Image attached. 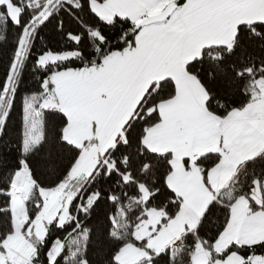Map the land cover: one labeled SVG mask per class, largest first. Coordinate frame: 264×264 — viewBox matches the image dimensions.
<instances>
[{
    "label": "snow or ice",
    "instance_id": "obj_1",
    "mask_svg": "<svg viewBox=\"0 0 264 264\" xmlns=\"http://www.w3.org/2000/svg\"><path fill=\"white\" fill-rule=\"evenodd\" d=\"M234 3L0 0V64L6 66L0 77V264H74L78 235L87 252L93 213L101 203L139 199L127 192L132 157H116L120 144L128 148L136 135L144 141L149 134L168 133L193 148L200 136L214 145V151L181 158L185 173H191V162L199 173L197 187L213 199L200 213L192 193L169 185L174 174L169 163L164 188L153 180L138 214L147 220L150 211L162 212L148 225L149 236L139 240L146 246L140 264H175L173 250L184 248L191 253L184 264H198L199 253L206 254L205 264H264V152L244 162L247 191L238 188V196L224 199L227 189L217 193L211 175L255 131L249 122L257 121L264 134V116L255 111L264 104V89L256 87L264 81V61L245 57L246 46L237 60L250 64L238 68L231 59L238 43L264 37V25L254 24L258 31L251 36L237 25L229 41L233 20L227 13ZM161 73L167 74L149 83L128 119L117 120L112 146L100 151L107 115L124 95ZM85 120L91 137L72 143L68 134ZM92 149L97 159L91 171L74 172ZM65 151L73 157L66 168L58 163ZM135 151L143 158V144ZM145 165L141 175L153 167ZM47 174L55 179L46 181ZM239 175L233 177L237 183ZM153 200L159 207L149 209ZM170 226L182 230L172 248L149 245ZM117 227L113 224L106 237L96 233L98 255L108 252L106 264H121L123 245L111 249L106 243L119 238Z\"/></svg>",
    "mask_w": 264,
    "mask_h": 264
},
{
    "label": "crops",
    "instance_id": "obj_2",
    "mask_svg": "<svg viewBox=\"0 0 264 264\" xmlns=\"http://www.w3.org/2000/svg\"><path fill=\"white\" fill-rule=\"evenodd\" d=\"M231 9L233 10V13L242 14L244 18H240L233 22L231 31L227 35V39L229 41L232 40L237 25L255 24L253 21L257 19V17H259L258 19L262 18L264 20V4H261V0H241V3H239V0H235L234 7ZM227 14L231 15L229 11ZM164 75H166V73L156 74L146 78L135 92L123 96L121 104L114 108L112 112H110L106 117L100 146L102 144L105 146V148L112 146V138L119 130L117 127V120L122 123L123 120L128 119V117L131 115L132 109L136 106V102L139 101L140 97L147 90L149 83H151L153 79H163ZM255 111L259 115L264 116V104L257 105ZM248 126L250 129L255 130L253 131L252 135L243 138L232 157L230 159H226L224 165L219 170H214L211 174L214 182L213 186L217 193L220 189H226L230 183L232 184V182H234L233 177L236 176L238 171L240 173V170L247 159H250L252 156L258 155L264 151V134L258 130L260 128V124L257 121H251L249 122ZM93 143H96L94 138ZM144 145L147 149L154 153L172 154L174 174L169 177V185L177 190L192 193L193 198L198 205V210L200 213H202L204 208L213 199V197L205 192L202 188L197 187L199 184V173L196 168L193 167L192 163L189 165L191 173H185L184 167L181 163V158L184 156H190L192 151H195L198 155L205 152L214 151V145L209 144L204 137L200 136L198 137L196 145L193 148L191 146V142L185 143L182 140H179L172 133L159 134L155 137L149 134V137L144 140ZM238 181V184L242 185L241 176L239 177ZM235 185H237V182ZM233 190L234 188L232 187L226 193L227 196L233 194ZM161 215L162 212L150 211L148 214V219L144 220L139 225L135 231L134 237L138 241L141 238H147L149 236L148 225H154L157 223ZM181 235L182 230L179 228V226H170L168 230L163 231L155 238L150 239L148 243L156 250H163V248L166 246L172 248L175 240H179ZM124 250H126V253L125 255H122V264H140L143 259V249H138L133 246H126L123 248V251ZM172 255L174 256L175 264H184V259L187 258L190 253H181L178 250H173ZM205 256L206 254L204 253H199L197 255V258H199L198 261H200L198 264H205Z\"/></svg>",
    "mask_w": 264,
    "mask_h": 264
},
{
    "label": "trees",
    "instance_id": "obj_3",
    "mask_svg": "<svg viewBox=\"0 0 264 264\" xmlns=\"http://www.w3.org/2000/svg\"><path fill=\"white\" fill-rule=\"evenodd\" d=\"M256 25H264V22L255 23ZM254 24L251 25H239L243 27L245 31L248 33L249 36L252 35L253 32L258 31V28H253ZM264 43V37H257L253 36L251 40H245L243 44L237 45V52L231 58L233 61L237 62L238 68H245L251 61L245 59L244 64H240L237 60V57L241 54V48H247V51L244 52V56H252L256 58V63L259 64L261 61H264V48H261L260 45ZM6 73V66L0 64V77H3ZM247 79V76L245 77ZM260 86H264V81H256V87L260 88ZM155 91V89H153ZM159 99V97H157ZM151 123V121H149ZM139 131V125L137 126ZM143 144L145 148V154L143 158H138V155L135 151L137 147ZM47 150V144H45L44 148L41 149V152ZM264 152V151H263ZM124 153H129L131 155V160L128 162V169L132 172V182L128 183L127 185V192L129 193L130 197H139L138 200L131 199L125 201L124 197L121 196V199L118 200L115 204H111L108 202L101 203L100 207L97 208L93 213V222L90 225L93 229L92 238L88 241V250L85 252L84 248V236L78 235V246L75 248V251L79 255V260L75 261L74 264H84L85 258L88 261V264H106L108 252L105 251L103 256L98 255L100 242L97 240L96 233L97 231L104 233L105 237L108 232V229L112 227L113 224H117L116 231L119 233V238L117 239L115 236L111 240H106L107 247L111 249L120 248L123 245V248L126 246H133L138 249H145L146 246L140 244L139 241L134 237L135 231L139 227V225L144 221L141 220L139 217V213L141 212L142 208L145 206L144 201L142 200V188H144L148 194L149 190H151L153 185V180H155V186L164 188L165 183V176L168 174L169 171V163H172L173 156L171 153H163L158 154L151 152L149 149L146 148L144 145V141L140 140L139 135H136L133 139L131 144L128 148H125L123 144H120V151L116 153V157L119 159L123 156ZM72 154L71 152L65 151L60 154L58 157V163L62 164L65 168L71 163L72 161ZM145 161L151 163L153 165L152 169L147 172L146 175H141L140 173L144 171ZM191 164V162H190ZM189 164V165H190ZM188 165V167H189ZM193 165V164H192ZM257 175H260V172H257ZM242 177V185L238 184L235 185L237 182L234 180L232 182L231 187H227V191L224 192V199H227V192L233 187V194L239 195L237 191L238 188H243L244 191H247V187L245 185V169L242 167L240 170L239 177ZM44 179L46 181H52L55 179V176L52 174H47ZM261 179L264 180V176H261ZM249 182L251 177L248 178ZM139 181L140 183H136ZM148 199V198H147ZM146 199V200H147ZM153 205L159 207V203L157 201H150L147 205L149 209H152ZM114 214L111 218L109 214ZM83 219V217H82ZM220 223H223V215L220 214ZM208 226H206L207 230ZM215 226L211 227V231H215ZM184 253H190L189 249L184 248ZM191 254V253H190Z\"/></svg>",
    "mask_w": 264,
    "mask_h": 264
},
{
    "label": "rangeland",
    "instance_id": "obj_4",
    "mask_svg": "<svg viewBox=\"0 0 264 264\" xmlns=\"http://www.w3.org/2000/svg\"><path fill=\"white\" fill-rule=\"evenodd\" d=\"M239 3H241V0H239ZM229 12L231 13V15H229V17L234 21L240 19V18H244L242 14H235L233 13V10L230 9ZM259 17H257V19H255L253 22L254 23H259L264 21L262 18L258 19ZM234 32V31H233ZM167 74V73H166ZM53 108H55V106H52ZM89 137H91V126L87 123V121L85 120L80 126L75 127L69 134H68V139L74 143L79 145V143L82 140H86ZM105 148V146L102 144L100 146V151H102ZM97 159V150L96 149H92L89 150L87 152H85L82 157L81 160L77 163L76 168L74 169V172H76L77 174L79 172H85V171H91L92 165L95 164ZM142 194H143V198L142 200L145 201L148 198V192L142 188ZM132 249V248H129ZM126 250H124L121 254V264H122V255H125ZM199 258H197L198 260ZM200 262V261H198Z\"/></svg>",
    "mask_w": 264,
    "mask_h": 264
},
{
    "label": "built area",
    "instance_id": "obj_5",
    "mask_svg": "<svg viewBox=\"0 0 264 264\" xmlns=\"http://www.w3.org/2000/svg\"><path fill=\"white\" fill-rule=\"evenodd\" d=\"M260 89H264V86H260Z\"/></svg>",
    "mask_w": 264,
    "mask_h": 264
}]
</instances>
